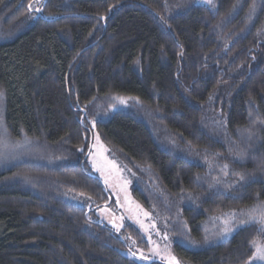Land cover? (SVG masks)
<instances>
[{
    "label": "trees",
    "instance_id": "16d2710c",
    "mask_svg": "<svg viewBox=\"0 0 264 264\" xmlns=\"http://www.w3.org/2000/svg\"><path fill=\"white\" fill-rule=\"evenodd\" d=\"M36 1L0 0V264H145L134 227L92 219L112 205L86 167L94 136L180 260L249 264L264 248L250 222L264 215V0Z\"/></svg>",
    "mask_w": 264,
    "mask_h": 264
},
{
    "label": "rangeland",
    "instance_id": "374dc122",
    "mask_svg": "<svg viewBox=\"0 0 264 264\" xmlns=\"http://www.w3.org/2000/svg\"><path fill=\"white\" fill-rule=\"evenodd\" d=\"M42 0L33 4L34 10H40ZM87 169L105 185L112 205L96 210L93 220L103 223L116 233H121L126 225L134 227L141 235L147 248L134 245L128 239V245L138 257L147 261L162 264H185L172 251V242L163 223L150 211L145 209L131 193L133 174L114 158L107 147L94 136L87 159ZM72 201L87 209H91V201L85 196H73ZM147 214V215H145Z\"/></svg>",
    "mask_w": 264,
    "mask_h": 264
},
{
    "label": "snow or ice",
    "instance_id": "6c2138e0",
    "mask_svg": "<svg viewBox=\"0 0 264 264\" xmlns=\"http://www.w3.org/2000/svg\"><path fill=\"white\" fill-rule=\"evenodd\" d=\"M0 95H2V93H0ZM97 140H99V137H97ZM250 222L260 223L262 225L261 230L264 231V215H261L258 219L256 217H251ZM227 231H230V229H226V232ZM141 258H144V257H141ZM255 260L264 261V248L260 247L259 245L256 246L255 252L253 254V257L250 258L249 264H253V261Z\"/></svg>",
    "mask_w": 264,
    "mask_h": 264
},
{
    "label": "water",
    "instance_id": "95a60500",
    "mask_svg": "<svg viewBox=\"0 0 264 264\" xmlns=\"http://www.w3.org/2000/svg\"><path fill=\"white\" fill-rule=\"evenodd\" d=\"M81 113H82V119H83L85 112L81 111ZM81 123H82V120H81Z\"/></svg>",
    "mask_w": 264,
    "mask_h": 264
}]
</instances>
